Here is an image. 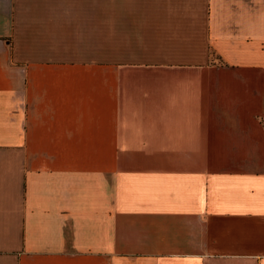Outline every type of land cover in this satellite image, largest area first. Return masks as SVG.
<instances>
[{"label": "crops", "instance_id": "1", "mask_svg": "<svg viewBox=\"0 0 264 264\" xmlns=\"http://www.w3.org/2000/svg\"><path fill=\"white\" fill-rule=\"evenodd\" d=\"M0 264H264V0H0Z\"/></svg>", "mask_w": 264, "mask_h": 264}]
</instances>
